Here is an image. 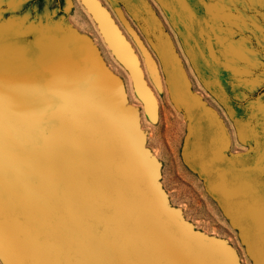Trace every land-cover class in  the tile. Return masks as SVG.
Masks as SVG:
<instances>
[{"label":"rangeland","instance_id":"rangeland-1","mask_svg":"<svg viewBox=\"0 0 264 264\" xmlns=\"http://www.w3.org/2000/svg\"><path fill=\"white\" fill-rule=\"evenodd\" d=\"M100 2L153 113L82 0H0L4 264H264V0Z\"/></svg>","mask_w":264,"mask_h":264},{"label":"bare ground","instance_id":"bare-ground-1","mask_svg":"<svg viewBox=\"0 0 264 264\" xmlns=\"http://www.w3.org/2000/svg\"><path fill=\"white\" fill-rule=\"evenodd\" d=\"M82 2L86 13L97 26L99 34L104 40L106 46L113 54L116 61L127 70L131 86L143 101L145 110L149 113H153L155 111L156 99L152 88L145 80L143 69L133 46L114 21L109 10L100 2V0H89L91 5L97 6L101 9L99 14L100 17H97L96 14L94 15L90 6L87 5L84 0H82ZM137 82L138 84H143L146 90L141 89V92L138 91Z\"/></svg>","mask_w":264,"mask_h":264},{"label":"snow or ice","instance_id":"snow-or-ice-1","mask_svg":"<svg viewBox=\"0 0 264 264\" xmlns=\"http://www.w3.org/2000/svg\"><path fill=\"white\" fill-rule=\"evenodd\" d=\"M20 114L14 110L12 101H9L7 110V131H6V114H5V95L3 89V82L0 80V264L3 261V244H4V229H3V212H2V198H3V172H4V147L7 138L8 144L11 146L15 141L14 131L12 129L11 121L17 118ZM105 250H113L108 245H101Z\"/></svg>","mask_w":264,"mask_h":264},{"label":"water","instance_id":"water-1","mask_svg":"<svg viewBox=\"0 0 264 264\" xmlns=\"http://www.w3.org/2000/svg\"><path fill=\"white\" fill-rule=\"evenodd\" d=\"M85 1V3L87 4V5H89L90 6V8H91V10H92V12L94 13V15L96 14L97 15V17H100L99 16V14H100V8H98L97 6H93V5H91V3L89 2V0H84ZM137 84V89H138V91H140L141 92V89L143 90V89H145V87H144V85L143 84H138V82L136 83ZM146 90V89H145Z\"/></svg>","mask_w":264,"mask_h":264},{"label":"crops","instance_id":"crops-1","mask_svg":"<svg viewBox=\"0 0 264 264\" xmlns=\"http://www.w3.org/2000/svg\"><path fill=\"white\" fill-rule=\"evenodd\" d=\"M85 68L88 69L89 68V65L85 66ZM90 75H92V74L90 73Z\"/></svg>","mask_w":264,"mask_h":264}]
</instances>
